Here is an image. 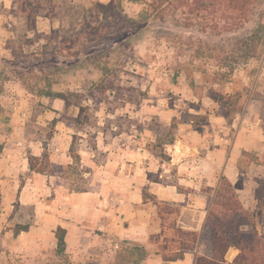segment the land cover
I'll return each mask as SVG.
<instances>
[{
    "label": "rangeland",
    "instance_id": "374dc122",
    "mask_svg": "<svg viewBox=\"0 0 264 264\" xmlns=\"http://www.w3.org/2000/svg\"><path fill=\"white\" fill-rule=\"evenodd\" d=\"M227 1L0 0V142L23 137L24 148L37 133L46 148H69L74 164L62 169L63 176L68 189L77 191L98 187L100 174L87 178L77 164L87 149L129 143L133 150L158 152L153 145L172 122L177 124L175 139L184 133L180 128L203 130L210 115L222 116L226 102L235 100L243 109L235 119L252 109L264 124V0H249L245 14L236 9L238 1L227 11ZM234 131L222 133L228 138L225 155ZM102 152L94 158L102 159ZM239 167L236 187L246 190L245 208L264 237V153L259 158L243 151ZM164 172L170 171L165 167ZM147 176L169 180L155 172ZM219 181L217 169L212 179L217 184L203 189L204 206L210 205ZM1 196L0 190L5 227L33 223L31 207L14 203L17 212L8 215ZM191 197L176 206H157L151 195L143 202L154 212L152 226L165 227L167 238H158L162 253L163 245L174 254L183 240L192 244L173 227L183 212L194 215L184 205L203 208L201 199ZM43 243L47 248L38 256H23L0 239V264H77L52 248L51 241ZM118 244L117 264L143 256L132 242ZM204 249L202 244L193 252ZM237 252L231 248L227 260Z\"/></svg>",
    "mask_w": 264,
    "mask_h": 264
},
{
    "label": "crops",
    "instance_id": "0c3cea01",
    "mask_svg": "<svg viewBox=\"0 0 264 264\" xmlns=\"http://www.w3.org/2000/svg\"><path fill=\"white\" fill-rule=\"evenodd\" d=\"M252 113L253 110L248 109L241 118H234L232 124H228L223 116L210 115L203 130L180 128L184 133L177 136L173 144L167 145L169 161H158L152 152L142 147L133 150L129 143L118 147L104 146L95 152L87 149L78 157L77 164L87 178L91 175L95 178L96 173L100 175L96 178L98 187L84 191L69 190L63 176L62 169L74 164L69 148L53 145L46 148L37 133L24 148L26 139L9 137L5 144L0 142L2 203L9 206L8 215L17 212L16 206L20 209L31 207L34 220L31 224L27 222L30 224L28 231L14 236L12 227L21 222L5 227V221L0 217V239L9 242L12 252L38 256L47 248L44 239L51 241L52 248H57L55 231L60 226L66 230L65 254L73 263L117 264L121 251L119 240L132 242L143 251L145 259L131 264H195L197 253L193 251L185 252L182 259L163 260L158 238H167L165 227L152 226L154 212L143 207V192L154 195L159 203L175 206L192 200L193 195L201 199L203 208L183 206L193 210L196 216L183 212L176 225L200 232L210 206H204L203 189L217 184H213L212 179L214 172L220 169V177L224 175L229 180L248 209L242 197L244 187H236L242 174L239 161L243 151L252 152L259 158L264 153V124ZM232 128L234 135L225 155L228 138L224 135ZM44 151L48 162L46 171L31 170L28 155L41 157ZM101 151L102 159H95V154L99 155ZM83 154L91 156L83 157ZM165 167L170 172H164ZM151 172L169 180H151L147 176ZM186 213L192 214V211ZM153 234H159V237L153 240L150 238Z\"/></svg>",
    "mask_w": 264,
    "mask_h": 264
},
{
    "label": "trees",
    "instance_id": "16d2710c",
    "mask_svg": "<svg viewBox=\"0 0 264 264\" xmlns=\"http://www.w3.org/2000/svg\"><path fill=\"white\" fill-rule=\"evenodd\" d=\"M202 0H197L201 2ZM222 1V0H220ZM238 1L236 9L240 13H246L248 10L249 0H228L226 10L232 12V3ZM57 96L65 100L63 94ZM66 101V100H65ZM242 108L238 106V101L226 102V110L221 115L226 119L228 124H232L235 114H241ZM177 127L172 122L164 136H158L153 148L159 149L153 154L160 157L161 161H169L170 156L166 152V146L173 144L175 141L174 129ZM2 145H0V152ZM29 168L38 172L46 171L48 167L46 151L41 157L28 155ZM70 167V166H69ZM60 169L59 166H55ZM157 182L162 180L157 179ZM87 189H81L84 191ZM148 195L155 198L148 192H143V202H146ZM153 204H161L156 199ZM29 223H16L12 227L14 236L22 231L29 230ZM179 236L190 237L191 245L183 240L180 243L178 252L167 254L166 245L161 247L163 250L162 258L166 261L182 259L187 251H195L198 246L205 247L204 252L197 253L195 264H264V237L258 235L253 225L252 213L247 210L240 201L236 191L229 180L222 175L215 189L214 196L211 200L207 216L201 232L185 230L181 227L173 226ZM65 234L66 230L60 226L55 231L56 245L58 253H65ZM158 235H151L150 238L156 240ZM234 248L238 250L237 254L231 261H228L226 255L228 251ZM145 259V255L138 259L139 262Z\"/></svg>",
    "mask_w": 264,
    "mask_h": 264
}]
</instances>
